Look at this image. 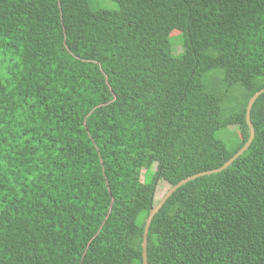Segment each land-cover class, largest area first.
Returning <instances> with one entry per match:
<instances>
[{
  "label": "trees",
  "instance_id": "obj_1",
  "mask_svg": "<svg viewBox=\"0 0 264 264\" xmlns=\"http://www.w3.org/2000/svg\"><path fill=\"white\" fill-rule=\"evenodd\" d=\"M91 1L0 0V264H142L159 182L248 140L264 0ZM250 121L153 217L148 264H264V94Z\"/></svg>",
  "mask_w": 264,
  "mask_h": 264
},
{
  "label": "water",
  "instance_id": "obj_2",
  "mask_svg": "<svg viewBox=\"0 0 264 264\" xmlns=\"http://www.w3.org/2000/svg\"><path fill=\"white\" fill-rule=\"evenodd\" d=\"M262 94H264V89L260 90L256 94L253 95V97L248 101L247 107H246V113H245V121L249 129V137L246 143L243 145V147L231 158L229 159L226 163L223 164L218 169L212 170V171H207L203 172L197 175H193L191 177H188L182 181H180L178 184L173 186L168 190V192L164 195V197L155 205L153 206L150 211L149 215L145 221L144 225V232H143V242H142V264H148L147 259H146V248H147V235L149 231V227L151 224V221L153 217L159 212V210L162 208V206L166 203V201L172 196L173 193L176 192L177 189L180 187L184 186L188 182L194 181L197 178L203 177V176H209L213 174H217L228 168L237 158H239L243 153L250 147L251 143L253 142L254 139V130L250 121V114L251 110L253 107V104L257 100L258 97H260Z\"/></svg>",
  "mask_w": 264,
  "mask_h": 264
},
{
  "label": "rangeland",
  "instance_id": "obj_3",
  "mask_svg": "<svg viewBox=\"0 0 264 264\" xmlns=\"http://www.w3.org/2000/svg\"><path fill=\"white\" fill-rule=\"evenodd\" d=\"M93 1H95V0H92L91 2H93ZM102 4H104V5L101 7V9L114 11L117 8L116 4H114L110 1H102ZM231 131L236 133V128H231ZM227 136H228V130L219 131L216 133V138L224 141L225 143H226L225 138H227ZM155 167L156 166L154 165L152 170H155ZM143 173L144 172L142 171L141 179L143 178ZM168 190H169V186L166 183H163L160 181L157 188H156V192L154 195V199H153L154 205H156L164 197V195L168 192Z\"/></svg>",
  "mask_w": 264,
  "mask_h": 264
}]
</instances>
